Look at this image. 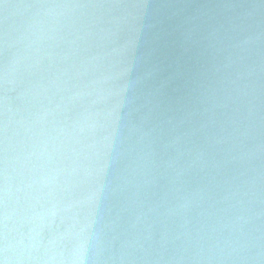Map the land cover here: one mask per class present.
<instances>
[{"label": "water", "instance_id": "95a60500", "mask_svg": "<svg viewBox=\"0 0 264 264\" xmlns=\"http://www.w3.org/2000/svg\"><path fill=\"white\" fill-rule=\"evenodd\" d=\"M0 264H264V0H0Z\"/></svg>", "mask_w": 264, "mask_h": 264}]
</instances>
